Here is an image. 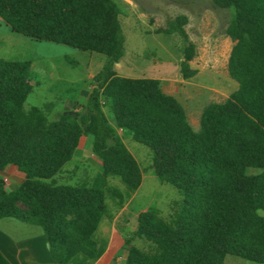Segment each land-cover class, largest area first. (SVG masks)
<instances>
[{
    "label": "trees",
    "instance_id": "obj_1",
    "mask_svg": "<svg viewBox=\"0 0 264 264\" xmlns=\"http://www.w3.org/2000/svg\"><path fill=\"white\" fill-rule=\"evenodd\" d=\"M211 1L228 13L225 32L234 43L227 71L237 86L223 101L203 106L194 130L157 78L114 71L124 50L113 0H0L10 29L106 56L81 108L52 118L38 105H23L32 88L30 61L0 57V170L13 163L23 172L8 190L0 181V217L39 225L55 260L66 262L77 252L93 257L91 233L102 214L112 217L105 195L119 207L140 183L118 127L150 148L153 173L182 193L168 220L152 207L137 213L135 230L148 248L125 237L123 264H222L226 253L264 263V0ZM184 21L183 14L168 20L165 33H183ZM192 53L188 41L181 47L182 77L195 72ZM81 134L90 136L101 169L89 182L59 181L56 173ZM249 166L257 170L247 172ZM113 176L124 189L109 180ZM0 264H11L1 252Z\"/></svg>",
    "mask_w": 264,
    "mask_h": 264
},
{
    "label": "rangeland",
    "instance_id": "obj_2",
    "mask_svg": "<svg viewBox=\"0 0 264 264\" xmlns=\"http://www.w3.org/2000/svg\"><path fill=\"white\" fill-rule=\"evenodd\" d=\"M113 1L117 6L124 50L119 63L113 64L114 71L125 76L157 78L161 91L173 95L183 104L187 121L192 129L197 130L203 106L209 102L223 101L237 86V81L227 71V58L234 43V39L225 32L227 10L214 5L211 0ZM179 14L185 16L181 25L183 33L179 30L165 33L168 20ZM188 41L192 43L193 50L189 65L195 72L188 77H182L179 72L181 47ZM0 57L30 61L32 88L23 105H38L50 118L57 111L74 112L81 108L94 83L92 75L106 58L99 51L79 49L12 30L1 17ZM102 109L111 123V112L107 105L102 104ZM116 130L137 161L141 176L139 185L128 192L121 206L116 207L113 199L105 195L108 214H112V217L102 215L113 222L121 242L118 251L113 253L112 260L106 264H123L125 237L131 244L148 248V241L135 230L137 213L140 210L152 207L159 216L168 220L180 207L182 199V193L176 186L159 180L153 173L150 148L134 140L127 131L118 127ZM90 145V136L81 134L71 157L56 173L59 181L89 182L100 171L101 160L92 152ZM256 170L255 167L246 168L247 172ZM13 172L4 167L0 170V181L4 190L14 187L20 180ZM109 180L120 188H125L118 177H109ZM18 205L25 208L21 202ZM16 219L18 218L3 216L0 219V230L15 235L19 234V229L13 225H23L25 227L21 229L22 232L26 230L31 233L29 227H32L34 231L43 233L39 225L30 226V222L22 224ZM222 264L264 263L226 253Z\"/></svg>",
    "mask_w": 264,
    "mask_h": 264
},
{
    "label": "crops",
    "instance_id": "obj_3",
    "mask_svg": "<svg viewBox=\"0 0 264 264\" xmlns=\"http://www.w3.org/2000/svg\"><path fill=\"white\" fill-rule=\"evenodd\" d=\"M116 63H119V61L114 64ZM4 169H9L11 172L14 171L13 174L19 176L20 180L23 178V172L17 169L13 163H7ZM18 222L22 224L28 223L21 219ZM35 225V223H32L30 226ZM15 226L19 229V234L14 235L5 230H0V252L11 264H106L112 260L113 253L118 251V246L121 243L119 242L120 236L114 229L113 222L102 215L91 233L96 244L95 255L88 257L82 252H77L66 262H60L55 260L49 253L43 233L34 231L32 227H29L31 233L26 230L22 232L21 229L25 226L13 225V227Z\"/></svg>",
    "mask_w": 264,
    "mask_h": 264
},
{
    "label": "water",
    "instance_id": "obj_4",
    "mask_svg": "<svg viewBox=\"0 0 264 264\" xmlns=\"http://www.w3.org/2000/svg\"><path fill=\"white\" fill-rule=\"evenodd\" d=\"M72 114L74 115V112H72Z\"/></svg>",
    "mask_w": 264,
    "mask_h": 264
}]
</instances>
